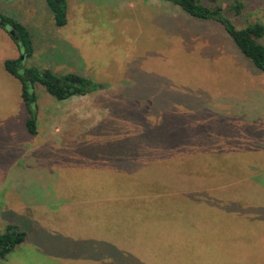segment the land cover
<instances>
[{
    "label": "rangeland",
    "instance_id": "1",
    "mask_svg": "<svg viewBox=\"0 0 264 264\" xmlns=\"http://www.w3.org/2000/svg\"><path fill=\"white\" fill-rule=\"evenodd\" d=\"M113 1L75 6L67 0L69 19L79 21L72 25L86 30L83 53L88 67L81 76L99 88L121 84L129 73L143 82L147 79V88L142 89L147 96L140 101L148 111L149 127L160 132L158 138L151 134L149 143L137 136L136 126L129 125L124 129L136 142L104 140L116 135L114 127L110 129V112L88 129L81 123L85 129L62 127L51 139L41 132L27 139L29 113L20 83L4 69L5 61L13 60L19 50L0 27V122L9 121L0 125V144H4L0 181L2 175L6 177L0 185V192L4 190L0 205L8 206L0 218V234L6 225L1 222L13 213L27 235L10 253V262L16 261L11 264H242L241 250L250 260L246 250L254 247L255 251L256 241L242 238L256 232V220L244 221L221 206L210 213L211 207L197 199L198 193L177 187L180 172L219 169L227 173L232 160L224 156L244 155L240 160L247 164L238 165L234 176H256V165L264 169V74L243 57L216 22L193 19L168 0ZM198 1L220 5L237 29L264 25V0ZM22 2L0 0V13L28 29L41 8L37 11L34 3ZM238 4L236 15L230 10ZM59 47L51 46L48 55L65 58ZM36 85V113L48 102L58 103ZM142 90L138 87L135 97L144 94ZM93 96L82 97L81 106L90 105ZM180 121L186 132L181 130L173 138ZM162 138L166 141L160 142ZM174 140L176 160L164 155L167 148V155L174 154ZM199 144L220 147L203 154L205 150L195 148ZM142 147L138 156L135 149ZM188 155L197 159L186 161ZM3 158L15 163L7 165L10 161L5 163ZM17 167L44 176L38 187L47 189L41 195L32 189V181L29 187L22 186L24 201L35 209L30 215H17L10 208L17 195L7 175ZM189 184L202 186L195 180ZM259 192L247 183L238 190V199L245 201L250 214L256 210L257 198L264 202V192ZM33 196L37 201L31 200Z\"/></svg>",
    "mask_w": 264,
    "mask_h": 264
},
{
    "label": "crops",
    "instance_id": "2",
    "mask_svg": "<svg viewBox=\"0 0 264 264\" xmlns=\"http://www.w3.org/2000/svg\"><path fill=\"white\" fill-rule=\"evenodd\" d=\"M12 1L13 2L23 1L22 2L23 5H26L28 3H34L35 9L37 11L41 8V11L37 12L38 17H36L35 19L32 18L31 22L29 23L28 31L30 32V35L32 37V42L34 45V53L32 57L26 62L27 63L26 66L27 67L33 66L41 71L48 70L49 68V70L51 69V72L57 76H61L64 73L69 74V72L71 74H77L81 76L82 73L84 72L85 67H88V63H86V58L83 53V43H84L83 38L86 34V30L84 28H79L75 25H72V23L76 24L79 23V21L74 20L75 18L72 16L71 19H69L70 12L68 13L69 8H68L67 0H65L67 4V14H66L67 23L64 29H57L58 27L56 26H55L56 28H54V20L52 21L50 14V12L52 13V11L50 10L46 0H30V1L12 0ZM69 1H73L74 2L73 5L75 6H80V4L84 5L94 2V0H69ZM109 4H115V3L113 0H111ZM35 13L36 12L31 14V16L34 15ZM82 22L84 23V21ZM56 45H59L60 46L59 50H62L65 53V58L59 59L58 57L54 58L53 56H51V54L48 55V53L51 50L50 47L51 46L55 47ZM15 54L16 53L14 52V55ZM18 55L19 54L16 55L17 58L19 57ZM16 56L13 58L17 59ZM51 61L54 62L51 63ZM10 76L16 79L12 75ZM146 83H147V79L143 82L140 78H138L137 74L129 73L127 75L124 74V79L121 84L107 86V85H112L108 83L102 85L99 88V90L89 93L90 95L94 94L93 100L92 102H90V105H85L83 107L81 106L84 102V100H82V97H85L86 95L71 97L63 101H58V103L55 104H53L52 102L51 103L48 102L46 105L42 107L41 110H38L36 113V134L31 135L28 132L27 122H26L27 120L25 118V124H26L25 132L27 133V135L25 134L24 136L27 139L31 140V137H29V135L35 136L37 138V135H41V133H43L44 136H49L51 139L56 132L61 131L62 127H65L69 130L77 129L79 127L81 129H85L82 125L85 124V125H89L87 126L88 129L91 126L98 124L102 119L108 116L110 112V115L112 116L110 121L111 122L110 129L112 130L114 127V130L116 131V135L111 139H104V140L106 141L113 140L115 144L119 142L124 144H128V143L130 144L131 142L132 143L136 142L134 141L136 138L133 139L131 133L127 135V131L124 129V126L129 125L132 128L133 126H136V133H138L137 136L140 137V139L143 140L144 137L146 138L144 140L150 142L149 140L150 134L152 135L155 134L156 138H158L160 132L156 129H155L156 131L151 129L152 127H149L148 111L147 109L144 108L143 101H140L142 99H145V97L147 96L146 91L142 90L143 88L144 89L147 88ZM128 84H130V88L126 87V85ZM138 87H140L142 92L145 93L139 97L137 96L135 97ZM132 119H133V125L131 121ZM143 121L145 122V126ZM8 123L9 121H3L0 122V125L8 124ZM153 131L154 134L152 133ZM21 132L22 134L24 133V128L21 129ZM37 132L39 133L37 134ZM180 133H181V121H180V129L176 130V134H180ZM121 134H123L124 136H122ZM162 135L163 134L161 133L160 136ZM188 135L190 137L191 133H189ZM111 136L112 135H110V137ZM6 140H8L7 137ZM100 141L102 142L103 140L100 139ZM162 141H166V140L162 138L160 139V142ZM148 145L146 144L143 146L147 147ZM176 145L177 144L175 143L174 140L173 146L176 147ZM0 146H4V144L2 143L0 144ZM135 150L138 156L142 155L143 147L142 149L136 148ZM258 153L261 154V156H263L262 151ZM243 156L244 155L242 156L236 155L235 156L236 158H233L231 156L222 157V159L226 158L232 160L231 163L229 164L228 167L229 171L227 173H225L224 170H219V169L215 171L212 170L205 172L188 171L185 172L184 175L182 172H180L178 178L181 180V184L178 187L175 185L174 191H176L177 188H180L182 191H186L192 194L198 193L199 195H196L198 196L197 199L201 202L203 201V203H206L205 205H209L211 207L210 213H212L213 207L218 208L221 206V208L223 207L228 208L232 214H235L238 217H243L244 221H252L253 219L256 220V232H252V234L250 233L249 236L244 235V238H242L245 242H248L250 239L255 240L256 252L254 251V247L252 248L250 247L251 251L246 250V252H248V254H250L251 256L250 260L244 259L243 250H241L240 256L238 257L242 258V264H246L247 262H250V264H264V202L263 201L259 202L258 200L260 198H257L256 210H254V212L250 214V211L245 210V207L247 206L245 201L238 199V195H239L238 190L243 183H247L251 186L254 185L256 188L260 190L258 194L264 192V169L260 168V170H258L256 165V176H251V175L244 177L234 176L233 174L238 172V169H236L238 165L245 166L247 164L246 163L247 161L242 162L240 160V158ZM196 159L197 156L194 155L186 156V161H194ZM3 161L7 163L10 160L3 158ZM14 163L15 162L10 161L9 163H7V165ZM2 169L3 168H1L0 165V172L2 171ZM5 178H6L5 175L4 176L2 175L0 185L1 183H4ZM7 178L10 183V188L14 190L17 195V199L15 200L16 203L14 206L18 205L23 207L17 209L14 206H12L10 208H12L14 210L13 212H15L17 215L22 214L24 216V214L26 213L30 215V211H34L35 209L31 210L33 207H29L28 203L24 201L22 195L25 193L23 192L22 186L25 183L29 187V185H31L30 181H32L33 182V185L31 186L32 189L35 190L37 194L41 195V193L44 191L43 188L46 187L39 188L38 186L42 183L44 176L42 175L34 176V174L25 173L21 171V168L17 167V170L9 171ZM193 180H195L196 182L197 181L201 182L202 186L201 187L194 186V188H192L189 182ZM3 191L0 192V198L2 196ZM262 194L264 195V193ZM209 195L210 196L217 195L218 198L217 199L211 198L210 200L207 197ZM31 200L35 201L36 200L35 196H33ZM7 208H8L7 204L0 205V218L7 212L6 211ZM17 218L15 219L12 213L11 216L9 215L8 217L5 218V221H3L5 223L3 222L1 223L6 224L5 227L9 224L18 225L20 221L19 218L18 219ZM30 220H32L31 216H30ZM238 223L240 222L238 221ZM255 233H256V237H255ZM236 235L238 237L239 233L236 232ZM239 240L240 237L238 238L237 243L239 245V248H241L240 246L243 243L240 244L238 242ZM247 244L248 243H245V246H247ZM9 255L6 257L4 261H1L0 264H4V262L10 264L16 263L15 260L10 262Z\"/></svg>",
    "mask_w": 264,
    "mask_h": 264
},
{
    "label": "trees",
    "instance_id": "3",
    "mask_svg": "<svg viewBox=\"0 0 264 264\" xmlns=\"http://www.w3.org/2000/svg\"><path fill=\"white\" fill-rule=\"evenodd\" d=\"M174 5L178 6L182 12L187 16L202 21H213L221 25L226 34L230 37L234 46L246 58L250 64L259 72L264 74V25L261 23L251 24L243 29H237L231 21L228 13L220 5L208 6L198 0H168ZM50 10L53 13L54 23L56 27H63L67 23V4L65 0H46ZM241 6L236 5L234 11L236 15L239 14ZM0 20L2 24L0 27L7 33L14 31V36L11 39L19 50V58L7 60L4 63V69L13 77H15L21 84V98L24 102L29 118L27 120V129L31 135L36 134V95L34 93V86L36 84L42 85L46 92L56 101H63L75 96H84L93 91H96L99 86L90 79L84 78L77 74H65L57 76L50 70H39L36 67L22 66L19 67V59L23 57L22 63L29 60L34 53V46L32 37L28 29L20 24L18 21L2 15L0 13ZM23 65V64H22ZM184 121H182L183 123ZM185 127L181 125V130L186 132ZM154 134V131L152 132ZM189 134V133H188ZM151 135V134H150ZM176 131L171 134L176 137ZM189 137V135H188ZM205 145V144H204ZM214 146L206 144L203 146L195 145L197 150L204 151L203 154H209ZM176 145L174 154H168V148L164 150V155L174 159L176 156ZM203 148V149H201ZM216 149V150H217ZM200 152V151H199ZM167 153V154H166ZM217 159V158H216ZM176 160V159H174ZM218 163V162H216ZM218 170V169H216ZM26 233L20 230L16 224H9L5 230L0 234V262L4 261L6 257L15 249L16 246L21 245L26 240Z\"/></svg>",
    "mask_w": 264,
    "mask_h": 264
},
{
    "label": "water",
    "instance_id": "4",
    "mask_svg": "<svg viewBox=\"0 0 264 264\" xmlns=\"http://www.w3.org/2000/svg\"><path fill=\"white\" fill-rule=\"evenodd\" d=\"M0 24H2V21L0 20ZM9 35H11V36H14V31H10L9 32ZM23 57H20V59H19V67H22V61H23Z\"/></svg>",
    "mask_w": 264,
    "mask_h": 264
}]
</instances>
